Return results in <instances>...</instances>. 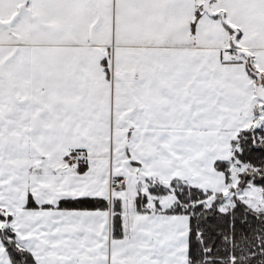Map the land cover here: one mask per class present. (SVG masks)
<instances>
[{
	"label": "snow or ice",
	"instance_id": "snow-or-ice-1",
	"mask_svg": "<svg viewBox=\"0 0 264 264\" xmlns=\"http://www.w3.org/2000/svg\"><path fill=\"white\" fill-rule=\"evenodd\" d=\"M0 264H264V0H0Z\"/></svg>",
	"mask_w": 264,
	"mask_h": 264
}]
</instances>
